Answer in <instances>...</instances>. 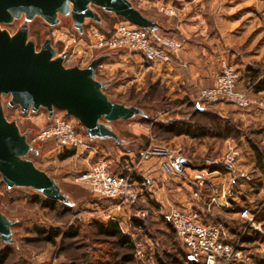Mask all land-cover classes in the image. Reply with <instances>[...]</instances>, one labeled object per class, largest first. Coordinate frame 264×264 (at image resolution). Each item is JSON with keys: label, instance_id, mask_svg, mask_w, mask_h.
Listing matches in <instances>:
<instances>
[{"label": "rangeland", "instance_id": "1", "mask_svg": "<svg viewBox=\"0 0 264 264\" xmlns=\"http://www.w3.org/2000/svg\"><path fill=\"white\" fill-rule=\"evenodd\" d=\"M133 3L136 8L143 9L145 13L155 12V8L150 6L147 0H133ZM93 9L97 10L101 24L87 19L83 23L81 32L73 28L69 16H59V23L55 26H49L39 16L26 22L25 15L13 19L10 23L0 24V29L11 36L22 25H26L27 40L33 43L35 51H39L45 40H50L55 56L66 54L63 61L65 68L74 66L85 68L97 57L111 56V59L107 60L108 57H106L97 66L94 80L105 84V93L111 102L126 107L133 106L139 110L138 115L127 120L111 123L100 121L116 134L118 142L112 139L100 141L89 138L92 140L89 142L90 150H79L71 157L61 160L60 156L66 152L65 150L57 148L52 140H39L36 137L38 132L50 122L46 110L39 108L36 112L28 110L22 114L17 106L8 109L6 104L9 96L1 95L0 109L3 117L8 122L15 123L19 133L25 136L32 148L24 158L29 159L37 169L53 180L65 197L70 210L64 214L63 207L60 205L56 206L55 211L43 209L34 202L36 198L42 199L41 195L30 188L7 189L0 178V213L11 225L12 242L7 245L11 256L6 264H69L70 262L90 264L92 259H98L100 255L103 262L111 263L118 260L121 251L112 240H105L94 234L92 223L94 220L104 222L112 219L116 220L122 233L133 244V252L135 243L144 245L146 259L151 264H159V260L163 262L165 260L169 262L170 259L182 260L186 253L184 247L171 226L154 214L155 209L153 212L150 211L143 221L136 218L137 208H125L120 214H115L110 212L114 202L92 194L83 183L77 182L76 179L88 172L92 164L98 161H106L111 173L114 169H121L124 172L128 168H133L132 161H129L131 159H128L125 154L129 151L137 154L138 147L146 142L147 137H152L156 143L164 140L167 146L173 149L172 151L181 153L175 152L176 155L195 160L217 158L224 153L228 143L239 147L245 162L250 163L252 160H250L253 157V155L250 156L253 154L251 145H256V148H259L264 155V126L259 122L256 124L243 122L240 116L242 113L228 104H224L222 110V113L227 116L226 121L223 122L237 128L232 138L206 137L190 142L183 137L173 139L159 131L157 125L162 124L163 120L179 114L185 117L192 114L195 103L198 104V92L201 88L188 84L189 87L183 88L174 83L175 81L170 77H157L156 74L161 69L145 72L139 61L135 59L137 53L130 50L92 48L89 36L91 27L97 28L104 35H109L120 20L112 13H106L98 8ZM161 11L171 14L170 10ZM220 62L216 65L218 70ZM183 92L188 96L185 97ZM202 107L208 112L217 113L213 106L202 105ZM53 115L68 118L63 111L59 110H54ZM194 118L197 123L212 125L207 118L202 119L199 116ZM124 159L127 160L123 161ZM252 164L255 170L254 178L259 177L260 187L246 204L253 212L262 206L259 215L264 209V171L258 168L256 162ZM135 221L142 222V225L136 226ZM256 224L260 226L262 234L259 236V233L255 234L253 230L245 234L242 242L243 259L232 264H264V229L258 222ZM69 226L76 228L79 235L73 240L64 241L62 245L59 240L56 246L33 242L38 231H46L50 228H59L64 231ZM233 237L237 238V234ZM4 247L0 240V250ZM133 264L140 263L134 258Z\"/></svg>", "mask_w": 264, "mask_h": 264}, {"label": "built area", "instance_id": "2", "mask_svg": "<svg viewBox=\"0 0 264 264\" xmlns=\"http://www.w3.org/2000/svg\"><path fill=\"white\" fill-rule=\"evenodd\" d=\"M89 36L94 49H127L139 54L146 63L169 62L179 56L182 48L181 42L162 34L156 24L143 29L122 20L109 35L91 27ZM238 78L235 66L227 60H221L213 85L201 88L198 92L200 103L203 106L228 104L241 111L251 110L264 115V101L248 91L237 89ZM36 137L39 140H52L61 150L78 152L91 148L89 137L65 117L53 115L49 124ZM149 156L150 151L147 149L138 152L139 160ZM177 158L182 157L168 152L160 162V169L169 176L178 174ZM241 158L239 147L228 143L221 156L201 160L200 169L191 177L196 188L200 189L205 185L208 175L219 170L228 175V181L222 184L218 194L209 198L206 205L207 214L213 218L210 222L201 221L198 211L191 205L182 210L170 207L166 211L154 207L147 183L139 178L134 167L116 175L110 172L106 161H98L76 181L83 183L92 194L114 202L110 212L115 214H120L125 208H137L136 218L144 220L155 209L154 214L170 224L192 261L232 264L243 259V236L252 230L255 234L259 233V236L262 234L260 226L256 224L262 206L254 212L247 206L237 211L241 224L236 233L237 238L228 234L227 225L219 216L231 208V201L237 195L243 199L251 198L244 185L252 182L253 173L241 166ZM193 197L199 200V192H194ZM133 256L140 264H151L146 259L145 247L141 243L134 244Z\"/></svg>", "mask_w": 264, "mask_h": 264}, {"label": "crops", "instance_id": "3", "mask_svg": "<svg viewBox=\"0 0 264 264\" xmlns=\"http://www.w3.org/2000/svg\"><path fill=\"white\" fill-rule=\"evenodd\" d=\"M147 3L155 8L154 13H145L143 9L136 8L131 1L132 6L152 24H156L162 34L181 42L182 48L177 58L165 63H146L139 54H136L135 59L139 61L145 72L161 69L157 72V77H170L179 87L194 85L197 88H205L214 83L219 71L216 69V65L221 60H227L238 71L237 89L252 92L247 69L250 67L264 68V0H147ZM164 9L170 10L171 14L162 13L161 10ZM117 19H120L118 22L123 20L120 17ZM98 24H101V20ZM100 57H103L102 62L106 57H108L107 60L111 59L109 55ZM123 58L126 59V57ZM183 94L185 97L188 96L185 92ZM254 96L264 101V92L255 93ZM199 103V100L198 104L195 103L194 110L204 109ZM212 106L217 112L216 117L221 121H226L227 116L222 113L225 105L215 104ZM236 110L242 113L240 116L243 122L254 124L259 122L264 126V115L251 110ZM64 115L68 116L67 119L75 123V126L86 134L75 118L65 112ZM167 122L169 119L163 120L162 123ZM182 137L189 139L190 142L194 139L206 138H193L186 135L172 138ZM93 140L103 141L106 139ZM115 142H118V138ZM145 149L150 151V156L145 160H139L138 152ZM172 150L164 140L156 143L152 137H147L146 142L138 147L137 154L134 151H129L125 156L131 159L129 161H132L139 178L146 181L154 207L166 211L170 207L182 210L187 205H191L198 211L201 221L210 222L213 218L207 214L206 205L209 198L213 194H218L222 184L228 181V175L221 170L216 171L208 175L202 188L197 189L191 177L200 169V161L205 158L195 160L182 155L186 164L182 165L178 174L169 176L160 169V162L168 152L181 154L179 151ZM250 160V163L245 162L242 154L241 166L254 173V164L252 163L255 160L253 157ZM122 172L121 169H114L113 173L118 175ZM196 191L200 194L199 200L193 197ZM248 201L249 199H243L237 195L231 201V208L219 215L225 221L228 234L231 237L237 233L241 225L237 211L241 207L247 206Z\"/></svg>", "mask_w": 264, "mask_h": 264}, {"label": "water", "instance_id": "4", "mask_svg": "<svg viewBox=\"0 0 264 264\" xmlns=\"http://www.w3.org/2000/svg\"><path fill=\"white\" fill-rule=\"evenodd\" d=\"M133 0H0V24L10 23L25 15V21L41 17L49 26L59 23V16H69L73 28L82 31L85 20L100 22L93 8L122 18L131 25L147 29L152 23L131 4ZM66 54L55 56L50 40L39 51L27 40V26L22 25L12 36L0 29V97L8 95V109L17 106L22 114L28 110H46L51 119L54 110L75 118L90 139H112L116 135L100 121L127 120L139 114L133 106L111 102L103 93L104 84L94 80L103 57L93 59L85 68H65ZM25 136L13 122H8L0 109V178L7 189L30 188L43 197L66 202L53 180L24 158L31 151ZM186 164L177 158L176 170ZM10 223L0 213V240L10 244ZM189 260H193L188 256Z\"/></svg>", "mask_w": 264, "mask_h": 264}, {"label": "trees", "instance_id": "5", "mask_svg": "<svg viewBox=\"0 0 264 264\" xmlns=\"http://www.w3.org/2000/svg\"><path fill=\"white\" fill-rule=\"evenodd\" d=\"M248 78L252 85L251 95L255 93L264 92V68L261 67H250L247 69ZM239 80V78H238ZM237 80V83H238ZM105 88L102 90L105 93ZM107 96V95H106ZM199 116L202 119L207 118L212 125H204L201 123H197L194 119V116ZM177 116V117H176ZM172 118H169V122L165 124L157 125V129L159 131L165 133L169 137H175L180 135H186L193 138H203V137H211L216 139H228L232 138L237 128L224 123L219 120L215 114L211 112H207L204 109L202 110H194L190 115H176ZM251 150H253V157L261 171H264V155L260 152L259 148H256V145H251ZM66 152L60 156L61 160L67 159L74 155L73 150H65ZM201 167V166H200ZM259 177L252 178V182L245 184L244 188L251 194L255 195L259 189ZM34 191V190H33ZM37 193V192H36ZM40 195V194H39ZM41 197H43L41 195ZM35 203H38L43 209H47L50 211H55L57 205L63 207L62 213H68L69 206H67L66 202H59L47 199L43 197L42 199H34ZM143 221V220H142ZM256 222H258L262 228L264 229V209H262L261 213L256 217ZM167 223V222H165ZM134 224L136 226H141L142 222L135 221ZM92 229L94 234L99 236L105 240H112L114 245L121 251L119 254L118 260H115L111 263L103 262L101 255L98 256V259H92L90 264H133V244L129 240V238L122 233L117 222L113 220L108 221H98L94 220L92 223ZM170 225L169 223L167 224ZM172 228V227H171ZM79 232L73 226H69L64 231H61L59 228H50L46 231H38L37 237L33 240V242H43L49 244L51 246H56L57 240H59L62 245L66 240H73L77 238ZM3 243V242H2ZM4 244V243H3ZM5 247L0 250V264H6L7 260L11 256V251L7 247L8 244H4ZM103 257V256H102ZM170 258L169 256H167ZM168 261V259H167ZM202 264L199 262H194L188 259L186 253L183 256L182 260H174L170 259L169 262H163L159 260V264ZM69 264H76L74 262H70ZM87 264V263H86Z\"/></svg>", "mask_w": 264, "mask_h": 264}, {"label": "flooded vegetation", "instance_id": "6", "mask_svg": "<svg viewBox=\"0 0 264 264\" xmlns=\"http://www.w3.org/2000/svg\"><path fill=\"white\" fill-rule=\"evenodd\" d=\"M93 10H94V9H93ZM94 11H95V12H97V10H96V9H95ZM18 29H19V28H18ZM27 34H28V29H27Z\"/></svg>", "mask_w": 264, "mask_h": 264}]
</instances>
